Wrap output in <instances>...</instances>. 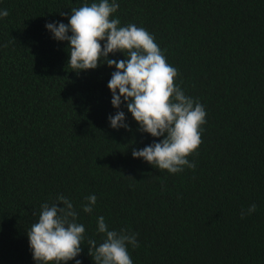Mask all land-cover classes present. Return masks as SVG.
I'll return each instance as SVG.
<instances>
[{"label": "trees", "instance_id": "trees-1", "mask_svg": "<svg viewBox=\"0 0 264 264\" xmlns=\"http://www.w3.org/2000/svg\"><path fill=\"white\" fill-rule=\"evenodd\" d=\"M94 2L0 0V264H36L27 230L59 194L85 226L81 264H94L87 240L104 239L100 216L138 233L133 264H264V0H116L111 18L152 34L206 110L196 167L176 174L133 158L162 138L139 131L125 103L130 130L110 126L116 69L73 71L68 42L45 27Z\"/></svg>", "mask_w": 264, "mask_h": 264}, {"label": "clouds", "instance_id": "clouds-1", "mask_svg": "<svg viewBox=\"0 0 264 264\" xmlns=\"http://www.w3.org/2000/svg\"><path fill=\"white\" fill-rule=\"evenodd\" d=\"M118 8L116 0L85 3L71 9L68 24L51 22L45 27L54 39L68 42V66L73 71L94 70L101 63L116 69L108 82L111 104L118 110L115 115H109L110 126L130 130L125 113L119 110L123 102L139 124V131L162 138L142 149L133 148V158H142L171 174L180 173L185 167L194 170L196 164L188 157L202 143L201 126L206 123V110L175 83L178 70L167 62L152 34L132 23L120 26L118 18H111ZM8 15L7 10H0V18ZM117 52L126 59L108 58L110 53ZM85 200L82 210L90 214L97 197L93 194ZM247 211L255 212L256 205L252 204ZM78 215L72 201L62 194L57 195L55 203L41 205L38 221L27 230L36 264H68L71 260L81 264L76 257L82 252L85 226L77 222ZM241 218H244L243 210ZM97 231L104 234L101 243L87 240L88 254L94 264H133L128 246L139 247L138 233L109 230L103 216L97 218Z\"/></svg>", "mask_w": 264, "mask_h": 264}]
</instances>
